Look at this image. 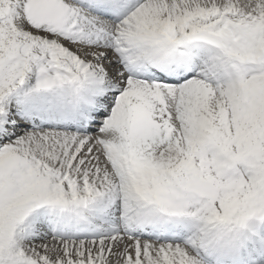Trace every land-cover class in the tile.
Here are the masks:
<instances>
[{
	"label": "snow or ice",
	"instance_id": "snow-or-ice-1",
	"mask_svg": "<svg viewBox=\"0 0 264 264\" xmlns=\"http://www.w3.org/2000/svg\"><path fill=\"white\" fill-rule=\"evenodd\" d=\"M0 264H264V0H0Z\"/></svg>",
	"mask_w": 264,
	"mask_h": 264
}]
</instances>
